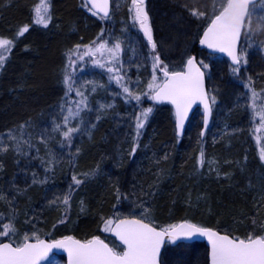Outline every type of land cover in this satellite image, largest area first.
Returning <instances> with one entry per match:
<instances>
[{"label": "trees", "instance_id": "obj_1", "mask_svg": "<svg viewBox=\"0 0 264 264\" xmlns=\"http://www.w3.org/2000/svg\"><path fill=\"white\" fill-rule=\"evenodd\" d=\"M131 1L125 0L126 4ZM226 2L147 0L145 4L162 65L178 71L189 56L198 60L206 57L209 70L201 66L209 74L208 93L210 79L216 77L224 87L229 81L243 82L233 71L238 67L198 46L205 27ZM38 3L0 0V37L13 41L0 72V203L7 206L3 214L20 229L27 227L26 221L36 222L40 235L71 215L72 229L67 236L82 241L99 237L108 242L101 230L106 219L119 209L124 211L123 218L141 219L140 208L149 210L142 213L143 218L162 229L187 221L231 237L264 235V161L252 142V121L238 105H227L218 142L205 144L200 137V110L194 112L185 135L178 139L172 107L150 104L152 111L131 160L129 153L125 154L129 142L123 134L117 136L118 126L112 121L119 111L111 110L89 132L75 162L72 158L68 164L57 163V143H62V151L70 146L69 141H60L54 126L67 58L97 35H109L111 29L108 18L93 16L84 0H50L51 20L43 27L33 19ZM125 7L122 10L126 11ZM262 8L259 15L251 16L250 26L247 19L243 39L252 29L262 27L264 31ZM193 11L204 15L199 20ZM258 16L263 19L261 25L257 24ZM24 26L28 30L18 35ZM176 55L180 62L169 64V58ZM1 137H7L6 144ZM30 145L37 148L31 156L52 169L45 177L51 178L53 185L62 184L63 177L69 180L72 210L60 218L57 208L50 205L54 196L44 199V188L33 182L36 174L31 168L39 162L32 164L22 156ZM18 152L21 155L15 156ZM73 176L81 177L82 183L77 186ZM127 202L132 208L126 207ZM166 247L169 251L181 249L183 254L174 260L177 264H208L204 244Z\"/></svg>", "mask_w": 264, "mask_h": 264}, {"label": "rangeland", "instance_id": "obj_2", "mask_svg": "<svg viewBox=\"0 0 264 264\" xmlns=\"http://www.w3.org/2000/svg\"><path fill=\"white\" fill-rule=\"evenodd\" d=\"M125 5L126 7L124 9L126 11L122 10ZM112 6V14L108 18L109 29H111V32L109 30L110 34L106 36L97 35L94 39L84 43V47L72 51L67 58L66 78L68 79V83H65L66 78L60 82L63 90L59 95V102L57 104L58 108L56 110V118L58 117V119L54 126L56 133L58 132L57 134L60 141L62 139L69 141L70 146L68 150L62 151V143H57L56 148L58 149V152L54 153L58 155L56 158L58 164H64L65 162L68 164L69 160L72 158L74 162L77 160L76 157L82 150L84 141L89 140V132L97 123L102 121L105 117H108L106 115L108 113L110 114L111 110L116 112L119 111L114 115L112 121L113 125L118 126L117 136H120L118 134H123L124 137H126V140L124 138L122 140L129 142L128 146L126 145L127 150L125 151V154L129 153L130 158L128 156V160H131L136 153L139 141L144 133L146 124L145 120H147V118L144 120L143 127L139 129V135H137V117L141 116V113L149 109L151 107L150 104L154 103L150 98L152 93L148 88V84L153 76L154 57L160 56L159 49H157L156 46L153 51L152 47L148 44V40L144 36L139 23L135 20L133 0L128 4H126L125 0H115V6L113 5V2ZM144 9L146 11L145 3ZM262 9V7H258L256 12L261 13L260 11ZM196 18L200 20L201 16H196ZM257 19V24L261 25V22L259 21H262L263 19L260 16H258ZM149 26L151 28L152 39L154 42L150 18ZM100 43H104L106 47L100 52H96L95 49ZM117 43L120 44V50L114 56L113 52L109 51V49H114V46ZM143 46L145 47L143 48ZM90 49L92 50L91 52H89ZM241 49L242 51H240V55L243 59H241V65L237 66L239 69L237 73L242 76L243 82L229 81V84L224 87V85L219 82L218 77L210 79L209 98L212 103L213 120L205 135L206 137L203 140L205 144H214L218 142V138L222 132L220 129L224 124L222 120L226 115L227 105H238L240 109L245 111L248 119L252 121V142L256 146V150L260 157L261 151L264 149V127L260 126L258 116L253 119L252 105L255 104L257 110L264 108V81L261 78L264 77L263 28L259 27L255 30L252 29L251 31H248L242 41ZM186 50L184 52H186ZM8 54L9 53H7V57ZM178 57V55L170 57L169 64L176 65L179 63L180 60ZM6 61L7 58L4 64ZM198 61L203 66L207 65L206 68L209 70L210 65L208 64V59L206 57L204 59H199ZM165 65L166 64H164V66ZM164 66L161 63L155 69L158 83L163 81V75L159 70ZM166 66L168 68V65ZM109 67L113 69V72L110 73L107 71ZM1 69L2 68H0V72ZM117 76L122 77L119 83H117V80L115 79ZM206 76H209V74L207 75V72ZM123 87H127L131 95L125 93ZM253 91L258 94L255 100L252 96ZM78 92L82 93V95H78ZM135 96H139L140 99L136 100L134 98ZM213 99L215 100V103L212 102ZM81 100H84V103H80ZM69 109H71V114L69 113ZM77 111L78 114H76ZM65 116L69 117L67 122L65 121ZM65 124H67V126H65ZM68 128H79V131L73 132L70 138L65 139L63 132H66ZM6 139L7 137H1L2 144L5 143ZM202 146L205 147L204 144H202ZM133 149H135L134 152ZM35 151L37 152V148L30 145V147H27V151L23 152L22 156L26 158V160L28 159L32 164L39 162L38 166L33 165L31 168L33 175L35 176L36 174L34 177L35 182H33L44 188V199H49L51 196H54L52 200H49L51 202L50 205H54V208H57L56 211H59L60 218L63 213H68L72 210L71 198L69 199L68 204L63 203L65 195H70L71 197V194L68 191L70 185L69 180L66 177H63V180L60 182L62 184H59L58 187L53 185L50 180L51 178L48 176L45 177L48 170L52 171V169L45 168L40 160H36L37 156L35 158L31 156L32 153H36ZM17 155H21V153L18 152L15 156ZM73 164L75 165V163ZM201 166H203V164H201L200 167ZM97 173L98 172L96 171L95 177H97ZM82 174L84 173H80V175ZM76 178L79 179L81 177L77 176ZM128 205L132 208V205L127 202L126 207ZM6 210L7 206L3 204L2 201V203H0V230H2L3 225L11 223L14 226L15 231L8 236H0V238L6 237L10 242H15L17 244L22 243L26 235L29 237V240H33L34 236H38L39 239L45 238L53 240L56 239V237L67 236L72 229L71 226L73 220H71L70 215L67 216L63 222H58L54 228H50L40 235L38 230H36L38 228L36 222L27 224L28 221H26L24 223L27 227L20 229L14 225L10 217L3 214V211ZM138 210L140 217H144V214L142 213H147L149 211L146 208H140ZM123 214L124 211L119 209L115 211L113 216L107 218L106 221L112 220L114 224L116 220L123 218ZM143 217H141V219L148 223L149 220ZM105 222L101 230L105 233V236L108 239L107 243L110 247L119 251L121 246L110 237V231H104ZM149 223L154 225L151 222ZM176 246L168 247L174 248ZM180 250L181 249H179V251H169V249L165 247L163 251V253H165L163 264H173L174 262V264H177L174 260L183 254L180 253ZM43 264L66 263L63 257L52 255Z\"/></svg>", "mask_w": 264, "mask_h": 264}, {"label": "snow or ice", "instance_id": "obj_3", "mask_svg": "<svg viewBox=\"0 0 264 264\" xmlns=\"http://www.w3.org/2000/svg\"><path fill=\"white\" fill-rule=\"evenodd\" d=\"M86 3L91 4L90 11L93 16H99L102 19L108 17L109 0H86ZM257 4L264 7V0H227L223 10L211 19L203 33V38L200 39V44L209 49L227 53L232 60V64L239 65L241 59H243L238 54V51H242V49L238 50L237 47L241 31L245 26L246 18L250 26L251 16L259 15L256 12ZM50 7V0H39V3L33 9L35 24L43 27L48 26L51 20ZM133 7L135 9V20L139 23L148 44L154 51L156 45L152 39L149 17L144 9V0H133ZM192 14L198 17L204 15V13L196 11H193ZM27 30V26L22 27L18 35H23ZM12 46L13 41L0 38V68H3L7 53L11 52ZM105 47L104 43H100L95 51L100 52ZM119 50V43L114 46V49H109L114 56ZM91 51L90 49L89 52ZM160 64L159 56L154 57L153 76L148 84V88L152 93L150 98L157 102L166 101L175 107L177 134L179 135V130L184 125L188 110L198 100L204 105V124L207 126L210 108L204 90L203 73L196 67L194 58L188 59L187 71L170 72L167 66L162 67L160 70L163 72L164 79L158 83L155 69ZM107 71L111 73L113 69L109 67ZM233 71L238 72L239 69L234 68ZM115 79L119 83L122 77L117 76ZM65 83H68L67 78ZM123 91L131 95L127 87H123ZM77 94L82 95L79 92ZM257 95L255 91L252 92L254 100ZM134 98L136 100L140 99L139 96ZM212 102L215 103V100L213 99ZM80 103H84V100H81ZM78 111L76 114H78ZM151 111L152 109L149 108L137 117V135H139V129L143 127L144 120ZM252 112L253 119L258 116L260 126L264 127V108L257 110L255 104H253ZM69 113L71 114V109H69ZM68 118V116H65L66 122ZM77 131H79V128H68L66 132H63V136L68 139L73 132ZM134 151L135 149H133ZM260 158L264 160V149L261 151ZM73 181L77 186L82 183L75 176H73ZM69 199L70 195H65L63 203L68 204ZM112 224V220H107L104 231L114 233L124 246L122 251L109 247L99 238L80 242L69 236L53 243H45L38 236H34L36 242L30 243L29 237L26 235L23 242L19 244L0 242V264H40L52 248H62L67 251L70 264H157L161 244L166 235L169 239L174 240L177 235L191 237L193 234L208 238L211 245V264H264V235L254 236L250 233L247 238H230L229 235H220L216 231L192 223L172 225L158 231L150 223L143 222L140 219L120 220L116 223L114 229L111 227ZM14 231V226L11 223L5 224L0 230V236H8Z\"/></svg>", "mask_w": 264, "mask_h": 264}, {"label": "water", "instance_id": "obj_4", "mask_svg": "<svg viewBox=\"0 0 264 264\" xmlns=\"http://www.w3.org/2000/svg\"><path fill=\"white\" fill-rule=\"evenodd\" d=\"M144 2H146V0H144ZM111 3H112V0H109V14H110V11H111ZM88 7L91 9V4L87 3ZM102 15V14H101ZM247 20V18H246ZM246 20H245V24H246ZM210 23V22H209ZM208 26V25H207ZM206 26V28H207ZM206 28L204 29V31L206 30ZM244 29H245V26L244 28H242V31H241V36H240V40L238 42V50H240V45H241V41H242V37H243V33H244ZM203 31V33H204ZM203 33L200 37V39L203 38ZM200 39L198 41V46L201 50H206L207 52H209L210 54H213V55H218V56H221V57H224L228 60L229 64L232 65V66H238V65H233L232 64V60L231 58L227 55V53H222V52H219V51H215L213 49H209L208 47L204 46V45H201L200 44ZM240 51H238V54H239ZM189 58H194L195 60V64H196V67H198L200 69V71L203 73V85H204V90H205V93H206V98H207V101H208V105H209V108H210V114H209V118H208V124L207 126H205L204 124V105L198 100L196 101L192 106L191 108L188 110V115L186 116L185 120H184V125L183 127L179 130V135L177 134L178 133V130H177V127H176V114H175V107L171 104V103H168V102H157V101H154L155 104L157 105H160V104H169L172 109H173V112H174V122H175V134L178 138H182L185 133H186V130H187V127H188V124H189V121L191 119V117L193 116L194 112L197 110V109H200L202 111V128H201V133H203V135H201V137L203 138L205 133L207 132V130L209 129L210 127V124H211V121H212V105H211V102H210V99H209V96H208V91H207V83H206V75H205V72L204 70L202 69V67L200 66L199 62H198V59L195 55H191L190 57L187 58L186 62H185V65H184V68L183 70L181 71H187V61ZM162 72V71H161ZM163 73V72H162ZM125 219H138V218H133V217H128V218H122V219H118L117 221L114 222V224L111 226L113 229L115 228V225L116 223H118L120 220H125ZM141 220V219H140ZM143 221V220H142ZM145 222V221H143ZM147 223V222H146ZM183 223H190V222H187V221H181L179 223H177L176 225H179V224H183ZM151 225V224H150ZM152 226V225H151ZM154 227V226H152ZM156 230H161L159 228H156L154 227ZM204 228H207V229H210V230H213V231H216L218 234L220 235H225V233H221L215 229H212V228H209V227H204ZM109 235L116 241V243H118L121 247H122V250H123V245L120 243L119 239L114 235V233L112 231L109 232ZM228 235V234H226ZM69 237V236H68ZM72 237L74 240H78L80 242H86V241H82V240H79L73 236H70ZM230 238H232L230 235H229ZM66 238V237H64ZM64 238H58V239H53V240H47L45 238H41L40 240H43L45 243H53L54 241L56 240H62ZM97 238V237H95ZM101 239V238H99ZM104 243L108 244L106 241H104L103 239H101ZM30 243H35L36 240H29ZM197 242H200V243H203L206 247H207V250H208V255H207V259H208V264H211V245L209 244L208 242V238L207 237H204V236H200L199 234H193L191 237H185V236H182V235H177L176 238L174 240L172 239H169V237L166 235L164 237V241L163 243L161 244V248H160V253L157 257V264H161V256H162V253H163V250L165 248L166 245H169V246H176L178 244H192V243H197ZM3 243H10V241H4ZM108 246L110 247V245L108 244ZM52 255H58V256H61L64 258L65 260V263L66 264H70L69 262V257H68V253L67 251H65L64 249L62 248H52L48 251L47 255L44 257V259L40 262V264L44 263L45 261H47Z\"/></svg>", "mask_w": 264, "mask_h": 264}, {"label": "bare ground", "instance_id": "obj_5", "mask_svg": "<svg viewBox=\"0 0 264 264\" xmlns=\"http://www.w3.org/2000/svg\"><path fill=\"white\" fill-rule=\"evenodd\" d=\"M85 1V3H86V0H84ZM145 4L147 3V0H146V2H144ZM86 5H87V3H86ZM87 7H88V5H87ZM90 9V8H89ZM112 9H113V6H111V11H110V14L108 15V17L107 18H109L110 16H111V14H112ZM101 15V14H100ZM102 16V15H101ZM107 18H104V19H107ZM186 60H187V58L185 59V62H186ZM185 62H184V65H185ZM200 64V63H199ZM184 65H183V68H184ZM200 66H201V64H200ZM202 67V66H201ZM183 68L181 69V70H183ZM203 69V68H202ZM181 70H178V71H181ZM160 71V73L163 75V73L161 72V70H159ZM171 72V71H170ZM205 72V71H204ZM205 75H206V73H205ZM163 79H164V76H163ZM206 83H207V76H206ZM210 99V98H209ZM211 102V101H210ZM157 105V104H156ZM161 105V104H160ZM211 105H212V103H211ZM173 110V109H172ZM197 110H200V109H197ZM196 110V111H197ZM201 111V110H200ZM201 113H202V111H201ZM173 114H174V112H173ZM192 118V117H191ZM174 120H175V118H174ZM191 120V119H190ZM212 120H213V109H212ZM247 120H248V117H247ZM190 122V121H189ZM202 128V127H201ZM208 131V130H207ZM207 133V132H206ZM206 133H205V135H206ZM204 135V137L202 138L201 137V131H200V137H201V139H204L206 136ZM177 137V136H176ZM178 138V137H177ZM178 139H181V138H178ZM197 226H199V225H197ZM200 227H203V226H200ZM0 242H4V241H0ZM197 243H200V242H197ZM193 244V243H192ZM201 244H203V243H201ZM207 255H208V250H207ZM207 261H208V259H207Z\"/></svg>", "mask_w": 264, "mask_h": 264}]
</instances>
